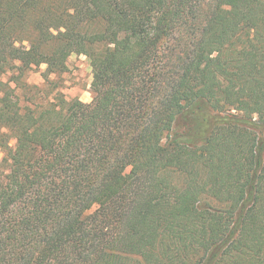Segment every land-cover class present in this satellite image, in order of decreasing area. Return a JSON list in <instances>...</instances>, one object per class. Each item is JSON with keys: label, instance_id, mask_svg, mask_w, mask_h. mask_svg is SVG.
<instances>
[{"label": "trees", "instance_id": "1", "mask_svg": "<svg viewBox=\"0 0 264 264\" xmlns=\"http://www.w3.org/2000/svg\"><path fill=\"white\" fill-rule=\"evenodd\" d=\"M0 264H264V0H0Z\"/></svg>", "mask_w": 264, "mask_h": 264}, {"label": "rangeland", "instance_id": "2", "mask_svg": "<svg viewBox=\"0 0 264 264\" xmlns=\"http://www.w3.org/2000/svg\"><path fill=\"white\" fill-rule=\"evenodd\" d=\"M46 90L51 94H62L67 99H79L83 103L91 102L90 83L92 80L91 68L84 55L72 54L66 62V70L59 75H47L46 66L33 67L23 77L29 85L41 86L46 84ZM36 102L35 99H33ZM13 145V141L10 142Z\"/></svg>", "mask_w": 264, "mask_h": 264}]
</instances>
